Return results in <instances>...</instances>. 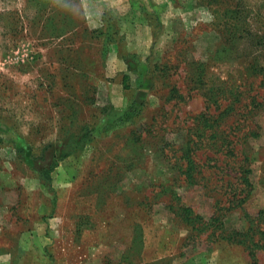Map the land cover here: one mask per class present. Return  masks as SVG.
Here are the masks:
<instances>
[{
	"label": "rangeland",
	"instance_id": "obj_1",
	"mask_svg": "<svg viewBox=\"0 0 264 264\" xmlns=\"http://www.w3.org/2000/svg\"><path fill=\"white\" fill-rule=\"evenodd\" d=\"M263 184L264 0H0V264H263Z\"/></svg>",
	"mask_w": 264,
	"mask_h": 264
},
{
	"label": "trees",
	"instance_id": "obj_2",
	"mask_svg": "<svg viewBox=\"0 0 264 264\" xmlns=\"http://www.w3.org/2000/svg\"><path fill=\"white\" fill-rule=\"evenodd\" d=\"M129 79L130 78L127 74L124 75L123 79H122V85L127 86ZM251 135L256 136V133H251ZM213 136H215V135L213 134ZM50 147L52 148V145H50V144L46 145L45 149L50 148ZM60 148L61 149L59 150L58 155H56L55 153H52V157H51L52 163L49 165V168L44 171V173H46L47 177H48V174L57 166L58 161L69 157L76 150L75 148H73L72 150L69 149V146L64 144V143H62L60 145ZM55 151H57V150H55ZM246 174L247 173H245L244 176L240 177V185L242 186V188H248V192H250V189L252 188V184H251L249 178L246 176ZM238 185H239V183H238ZM248 192H247V194H245L242 190L241 194L244 193V196L240 197L234 201L236 203H239V202L245 200L247 198V196H249ZM223 209L225 211H228V210H230V206H228V208H223ZM182 211L185 212L184 218L187 222H189L188 224H190L191 222H193L197 219V217L191 216L192 213L189 209H182ZM211 222H212V224H210V226H212L214 224V225H216V227L221 228V224L217 225L218 217L212 218ZM249 223L251 225L250 224L247 225L245 230L241 231L242 233L241 232L238 233V231H232V235L235 236L236 243L244 246L246 250H249V255L251 254L250 255L251 258L255 259V253H254L255 249H257V250L260 249V250L264 251V210L259 211L255 215V217L250 220ZM206 224L207 223H201V225L203 227H205ZM218 236L219 235H217V237ZM230 238H229V240H230Z\"/></svg>",
	"mask_w": 264,
	"mask_h": 264
}]
</instances>
